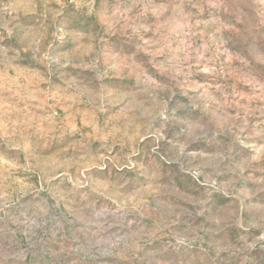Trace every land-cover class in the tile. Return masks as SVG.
I'll return each mask as SVG.
<instances>
[{"label":"rangeland","instance_id":"obj_1","mask_svg":"<svg viewBox=\"0 0 264 264\" xmlns=\"http://www.w3.org/2000/svg\"><path fill=\"white\" fill-rule=\"evenodd\" d=\"M0 264H264V0H0Z\"/></svg>","mask_w":264,"mask_h":264}]
</instances>
